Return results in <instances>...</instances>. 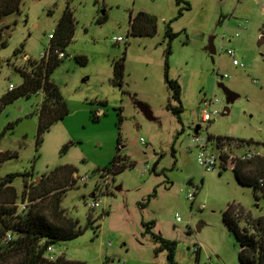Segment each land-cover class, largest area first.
<instances>
[{
    "label": "rangeland",
    "instance_id": "1",
    "mask_svg": "<svg viewBox=\"0 0 264 264\" xmlns=\"http://www.w3.org/2000/svg\"><path fill=\"white\" fill-rule=\"evenodd\" d=\"M181 1L23 0L20 11L0 21L10 25L8 45L0 49L1 98L11 84L23 82L19 68L29 57H41L68 5L76 19L67 56L52 75L70 113L45 133L39 147L36 110L42 90L20 96L0 113V150L16 153L0 164V176L17 173L13 185L20 195L29 182L20 212L25 202L31 207L51 198L29 194L43 175L60 165L77 168L78 183L66 191L62 206L82 227L89 226L55 243L58 256L87 264H169L166 249L156 252L155 234H161L178 242L180 264H242L240 243L223 212L240 203L252 217L264 215V194L242 184L230 162L226 169L218 164L205 171L193 137L252 139L250 144L264 154V0ZM141 10L157 17L154 36L131 33L130 17ZM104 15L107 19L100 21ZM168 23L174 38L166 33ZM118 36L124 40L115 41ZM229 48L244 67L233 63ZM77 55L86 56L87 63ZM124 55L120 86L114 82L113 61ZM167 60L169 76L183 87L181 120L168 107ZM212 97L219 99V113L204 122L198 107ZM208 150L218 152L214 141ZM117 152L136 165L103 177L102 169Z\"/></svg>",
    "mask_w": 264,
    "mask_h": 264
},
{
    "label": "trees",
    "instance_id": "2",
    "mask_svg": "<svg viewBox=\"0 0 264 264\" xmlns=\"http://www.w3.org/2000/svg\"><path fill=\"white\" fill-rule=\"evenodd\" d=\"M181 4V0H176ZM23 0H0V21L20 11ZM70 2V0H68ZM182 9H180V14ZM107 15L100 18L105 21ZM158 19L154 14L141 10L136 15H131V33L133 35L154 36L157 33ZM10 25L0 24V49L7 46L9 42L8 29ZM76 31V19L73 10L68 5L60 17L50 38L49 50L46 57L39 59H27V65L20 67L19 71L23 76V82L19 86L10 88L0 98V113L4 107L23 95H31L33 92L43 91V100L36 112L39 116L37 129V146L42 143L44 135L59 120L70 113V106L64 97L59 84L52 78V75L59 64L63 61L67 46L72 42ZM166 33L171 38L176 36L170 23L167 24ZM23 51V46L17 49L16 53ZM65 53L64 57L59 52ZM171 53V49L169 50ZM76 59L86 64L88 59L84 55H77ZM165 79L170 91L168 107L181 120L184 111L182 104L183 87L177 78L169 76V64L167 60ZM114 82L122 86L125 72V55L113 61ZM172 101L177 102L174 104ZM99 117L94 114V119ZM11 126V125H10ZM0 133V141L3 136ZM209 141L221 147L222 141H238L242 144L253 143L252 139H236L227 136H214L208 134ZM119 150V148H118ZM16 156L9 150H0V164L5 160ZM225 159V158H223ZM136 165L123 157L119 152L113 157L110 165L102 169V176L117 174L128 167ZM221 167L226 169V163ZM157 168L152 171H156ZM237 179L244 185L253 186L256 191L261 190L264 194V154L253 159L238 160L233 167ZM77 168L72 164L57 166L48 174L43 175L29 193L31 199L51 195L46 204H34L21 210L19 200H24L28 194L29 182L25 183L23 192H18L13 185L17 173H8L0 176V264H87L86 261L70 259L65 254L59 255L55 260H50L46 255L49 246L55 243L75 238L83 233L87 227H82L80 221L67 214L62 206L66 191L78 183L79 175ZM39 178L36 179V181ZM263 179V183L261 182ZM34 195V196H33ZM26 203V202H25ZM223 218L230 229L235 233L240 243L239 259L242 264H264V215L252 217L240 203H231L223 212ZM91 223V221H90ZM150 227V226H149ZM148 227V229H149ZM12 233L13 239L9 243L4 242L7 233ZM158 243L156 252L166 249L169 264H180L176 260V248L178 242L168 239L161 234H155ZM196 250L200 256L201 246ZM106 264H109L107 262Z\"/></svg>",
    "mask_w": 264,
    "mask_h": 264
},
{
    "label": "built area",
    "instance_id": "3",
    "mask_svg": "<svg viewBox=\"0 0 264 264\" xmlns=\"http://www.w3.org/2000/svg\"><path fill=\"white\" fill-rule=\"evenodd\" d=\"M237 35H239V33H237ZM50 38L53 37V32L50 33ZM115 41L119 42L124 40L123 36H118L114 38ZM48 48H50V46L48 45ZM228 53L233 57V63L235 65H240L242 67L245 66L244 63H241L235 56V51L231 48H229ZM49 50L44 51L41 55V57H46L48 55ZM59 56L60 57H64L65 53L63 51L59 52ZM227 76V75H225ZM15 85L11 84L10 88H14ZM219 99L216 97H212V98H205L203 100V102L201 103V105L198 107V110L200 112V116L202 121L204 122H211L215 116L219 113V109L217 108V105L219 104ZM193 140L198 144V146L200 147L199 153H198V161L199 163L204 167L205 171H213L217 168L218 164L222 163H227L230 162L233 167L235 166V164L237 163L238 160H248V159H253L255 157H257L258 155H262V153L259 151L258 147H254L252 144H249V146L243 150V151H239L240 148L245 145L242 144L238 141H227V140H223L222 141V145L221 147L216 146L218 152L214 153V152H209L208 150V145H209V138H208V134L206 136H200L198 133H196L193 137ZM225 158V159H223ZM87 177L86 176H81V180H86ZM261 182L263 183V179H261ZM189 197L193 198L194 197V193H189ZM91 207H94L96 205L95 201H91L89 202ZM28 202H26L25 204L22 205L21 210L28 208ZM180 218V217H178ZM13 239V235L12 233H7L5 238H4V242L5 243H9L11 240ZM199 246H196V250ZM54 247L51 245L48 247V251H47V257L50 260H55L58 255H56L54 253Z\"/></svg>",
    "mask_w": 264,
    "mask_h": 264
},
{
    "label": "water",
    "instance_id": "4",
    "mask_svg": "<svg viewBox=\"0 0 264 264\" xmlns=\"http://www.w3.org/2000/svg\"><path fill=\"white\" fill-rule=\"evenodd\" d=\"M208 48H209V50L211 51L212 55H214L215 52H216V48H215L214 43H213L212 40L210 41V44H209ZM140 106H141V108H142L146 113H148L149 115H151V112H150V110H149L148 107H146L144 104H140ZM155 168H156V166L153 167V169H155ZM93 195H94V194H93Z\"/></svg>",
    "mask_w": 264,
    "mask_h": 264
},
{
    "label": "crops",
    "instance_id": "5",
    "mask_svg": "<svg viewBox=\"0 0 264 264\" xmlns=\"http://www.w3.org/2000/svg\"><path fill=\"white\" fill-rule=\"evenodd\" d=\"M26 57H28V56H26ZM225 109L227 110V109H229V107L226 106Z\"/></svg>",
    "mask_w": 264,
    "mask_h": 264
}]
</instances>
